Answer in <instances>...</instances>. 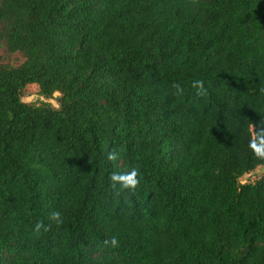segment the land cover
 <instances>
[{"label":"trees","instance_id":"16d2710c","mask_svg":"<svg viewBox=\"0 0 264 264\" xmlns=\"http://www.w3.org/2000/svg\"><path fill=\"white\" fill-rule=\"evenodd\" d=\"M0 48V264H264V0H0Z\"/></svg>","mask_w":264,"mask_h":264},{"label":"clouds","instance_id":"9594fccd","mask_svg":"<svg viewBox=\"0 0 264 264\" xmlns=\"http://www.w3.org/2000/svg\"><path fill=\"white\" fill-rule=\"evenodd\" d=\"M194 87L202 88L203 83L202 81H196L194 82ZM261 92L264 93V89H261ZM53 96L56 98V103L52 106L59 110L61 105L59 103V99L63 96V93L59 90H53ZM37 100L36 96L32 97H21L22 103H34ZM39 106V105H37ZM248 149L251 151L252 156L260 161H264V126H261L260 128H256L254 125H249V141H248ZM107 159L109 161H116L118 159V153L116 152H109L107 154ZM257 175H260V172L258 171ZM139 170L135 167L129 169L125 172H116L112 173L109 177L113 189L117 188V185L119 186V190L124 189H131L134 190L138 184H139ZM241 185L248 183L247 177L240 180ZM51 219L56 221V223L59 225L63 221L60 219V213L59 212H53L51 213ZM109 241H105V244H108ZM110 243L115 246L118 244V241L115 237H113L110 241Z\"/></svg>","mask_w":264,"mask_h":264},{"label":"rangeland","instance_id":"374dc122","mask_svg":"<svg viewBox=\"0 0 264 264\" xmlns=\"http://www.w3.org/2000/svg\"><path fill=\"white\" fill-rule=\"evenodd\" d=\"M0 57H2V62L4 63H8L12 66H16L19 65L23 58L20 56V54L18 53H13L10 55H4L1 52V48H0ZM32 96H36L37 97V101L40 100H44L42 97H40L37 93V86L35 84H28L25 86L24 90H23V94L22 97H32ZM54 96L52 95V98L47 99L46 101L50 102L51 105L55 104V100H54ZM258 171L260 172V175H257ZM264 174V165L263 166H257L255 169H253L252 171L242 175L239 179L238 182L240 183V180L247 177L248 182H252L255 179H257L259 176Z\"/></svg>","mask_w":264,"mask_h":264}]
</instances>
